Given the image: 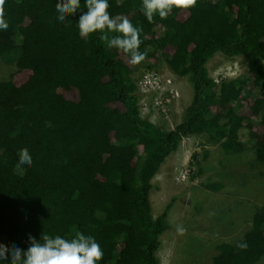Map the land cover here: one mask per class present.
<instances>
[{"label":"trees","instance_id":"16d2710c","mask_svg":"<svg viewBox=\"0 0 264 264\" xmlns=\"http://www.w3.org/2000/svg\"><path fill=\"white\" fill-rule=\"evenodd\" d=\"M56 3L3 4L9 27L0 31V62L12 71L0 81V244L27 250L30 235L79 231L100 244L99 264H159L175 198L154 217L149 195L183 139L201 136L225 155L249 150L264 169V0H196L151 23L139 10L142 0H109L112 16L143 29L139 50L147 56L138 65L107 48L99 32L81 37L79 12L59 24ZM216 55L243 58V75L215 82L206 66ZM161 62L193 92L184 119L170 128L141 115L133 77L144 63L157 69ZM23 148L30 169L17 167ZM193 161L200 166L196 153ZM204 186L220 194L217 207L236 198L221 182ZM248 220L234 243L188 258L186 246L180 262L264 264V202Z\"/></svg>","mask_w":264,"mask_h":264},{"label":"rangeland","instance_id":"374dc122","mask_svg":"<svg viewBox=\"0 0 264 264\" xmlns=\"http://www.w3.org/2000/svg\"><path fill=\"white\" fill-rule=\"evenodd\" d=\"M1 64L0 81H3L7 80L12 68ZM146 66L144 63V66L137 68L133 76L135 80L150 71L159 76L161 85L157 92L143 94L139 101L140 113L155 124L174 127L184 119L185 110L192 100V88L186 77L175 76L162 62L157 69ZM206 67L215 82L241 77L246 69L243 58H226L221 55L214 56ZM169 90L173 93H169ZM158 93L169 95V101L156 104ZM240 139L246 140L243 130ZM136 149L141 151L140 146ZM205 150L210 155L204 161L201 158ZM195 153L201 162L200 166L191 162V156ZM184 173L187 174L186 179L178 182L176 178ZM262 173L264 169L256 165L254 155L249 150L241 154L225 155L201 136L183 139L152 180L153 189L149 195L154 217L160 215L167 203L175 198L168 210L170 229L160 237L161 246L157 253L159 264H183L180 262L181 251L186 246L191 249L183 252L188 258L200 249L204 254L214 249L216 244L234 243L242 238L249 227L248 217L264 202ZM210 182H221L226 192L236 195L230 206H216V202L222 198L204 186ZM177 226L186 229L183 235L177 233Z\"/></svg>","mask_w":264,"mask_h":264},{"label":"clouds","instance_id":"9594fccd","mask_svg":"<svg viewBox=\"0 0 264 264\" xmlns=\"http://www.w3.org/2000/svg\"><path fill=\"white\" fill-rule=\"evenodd\" d=\"M196 0H142L140 12L151 23L155 16L166 19L173 8H188ZM4 0H0V31L7 30L8 21L3 13ZM86 9V11H85ZM109 0H57L55 12L59 24H65L68 17L80 13L77 26L79 35L87 38L93 33H101L99 39L107 48L121 50L130 56V63L138 65L145 60L147 52L139 50L142 43V27L134 26L127 17L112 16ZM116 33V35H109ZM17 167L32 168L33 161L26 148L18 152ZM177 233L183 235L186 231L177 226ZM27 250L19 247L7 248L0 244V264H99L104 252L96 238L79 231L67 238L61 235L42 234L39 240L31 235L28 237ZM239 249H246L247 243L237 244Z\"/></svg>","mask_w":264,"mask_h":264},{"label":"built area","instance_id":"2783aa9c","mask_svg":"<svg viewBox=\"0 0 264 264\" xmlns=\"http://www.w3.org/2000/svg\"><path fill=\"white\" fill-rule=\"evenodd\" d=\"M137 88H138V93L141 95L146 94V93H153L157 92L160 85H161V80L159 76L154 73V72H146L143 74L140 79L136 81ZM169 93H173L171 90L168 91ZM169 95L166 93H158V95L155 98V103L156 104H161L164 101H169ZM187 174H181L179 177L176 178L178 182L184 181L186 179Z\"/></svg>","mask_w":264,"mask_h":264}]
</instances>
